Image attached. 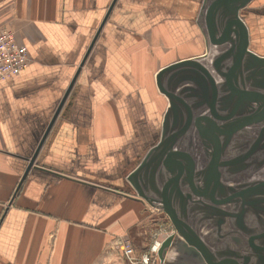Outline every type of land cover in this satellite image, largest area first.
<instances>
[{"label":"crops","instance_id":"obj_1","mask_svg":"<svg viewBox=\"0 0 264 264\" xmlns=\"http://www.w3.org/2000/svg\"><path fill=\"white\" fill-rule=\"evenodd\" d=\"M203 1L0 0L30 57L0 86V264H127L124 238L148 251L165 213L127 175L161 136L157 73L206 56ZM260 3L245 15L257 54Z\"/></svg>","mask_w":264,"mask_h":264},{"label":"water","instance_id":"obj_2","mask_svg":"<svg viewBox=\"0 0 264 264\" xmlns=\"http://www.w3.org/2000/svg\"><path fill=\"white\" fill-rule=\"evenodd\" d=\"M253 2L262 4L260 0H204L197 23L206 40V55L211 46L225 50L213 57L210 66L202 61V57H196L167 65L157 73V87L169 102L161 136L127 175V180L138 195L167 215L175 229V234L167 235L157 250L162 263L171 264L173 258L180 259L185 253L193 261L181 260V264H239L234 259H216L188 224L184 211L179 213L174 209L173 199L188 200L195 196L208 198L214 204H224L241 196L244 204L246 194L253 196L255 203L256 195L259 206L264 204V178H259L262 174L230 197L220 201L215 199L217 189L226 194L219 179L220 160L235 135L244 138L254 134L255 145L250 154L258 156L256 169L264 166V157L261 158L264 154V55L255 52L245 21ZM213 71L219 74L221 82L215 83ZM217 101L219 109L216 108ZM193 132L205 148H212L208 166L198 171L190 152L180 148L187 140L192 144ZM245 158L241 154L240 167L236 171H244ZM32 163L33 157L28 167ZM221 222L219 219L218 224ZM250 241L254 250L253 264H264V227H259ZM168 251L173 254L169 259ZM232 255L242 256L234 251Z\"/></svg>","mask_w":264,"mask_h":264},{"label":"flooded vegetation","instance_id":"obj_3","mask_svg":"<svg viewBox=\"0 0 264 264\" xmlns=\"http://www.w3.org/2000/svg\"><path fill=\"white\" fill-rule=\"evenodd\" d=\"M213 77L215 78V83H219L222 81L219 74L213 71ZM220 96V94H219ZM220 104L216 103V108H218ZM219 109V108H218ZM207 113V112H205ZM204 113V114H205ZM162 130V127H161ZM160 139V137H159ZM192 144L185 142L180 146L181 149L187 150L190 152L191 157L195 162V170L198 171L200 169H205L209 161L211 159L212 148H205L202 143H200L199 137L196 133H192ZM255 136L254 134L247 137H240L235 135L231 140V145L224 151L221 156V167H220V182L221 187L224 186L226 189V194H221L220 190L217 189L215 192V199L220 201L227 197H230L235 192L241 191L244 187H248L251 181L256 179L258 174H262L264 178V166L256 169V166L259 163L257 154H250L251 148L255 145ZM158 142V141H157ZM190 147V148H189ZM199 148V149H198ZM190 149V150H189ZM202 152V156L205 160V163L200 162L198 158L197 152ZM243 154L246 158L244 159V163L246 164V168L244 171H236L237 168L240 167L239 157ZM257 156V157H256ZM261 157V156H259ZM264 157V154L261 158ZM260 158V159H261ZM262 160V159H261ZM140 159L138 160V163ZM137 163V164H138ZM259 177V176H258ZM249 178V180H248ZM252 179V180H251ZM246 183V185H244ZM230 188V189H229ZM186 189L185 194L186 195ZM243 199L240 197H233L229 202L224 204H214L210 202L208 198L195 197L192 196L188 200H180L179 198L173 199V207L174 209L181 213L184 211V214L187 216L188 224L197 232L196 223L197 221H211L213 224V228L215 229V241L219 244L218 248L211 247V245L204 240V238L198 233V235L203 239L207 247L213 252L216 259H234L239 264H253L254 259L252 258V254H254V250L251 244V237L256 235L259 227H264V204L259 206V202L257 196L255 195V201H253V196H247L246 194ZM251 201V202H249ZM182 202H184L182 204ZM184 205V208L182 207ZM227 208H230L227 209ZM167 217V215L165 214ZM195 217H202V219H195ZM168 219V217H167ZM221 219L222 222L218 224V220ZM229 220V221H228ZM166 223V222H163ZM163 223L160 222L158 231L164 232ZM168 224L171 227V231L169 234H175V229L168 219ZM223 227H232L231 229L233 233L230 234V243L225 241L224 235H222ZM168 234V235H169ZM254 242V241H252ZM245 248H244V247ZM149 250V249H148ZM232 251L235 253L241 254L242 256L235 257L232 255ZM148 253V251L146 252ZM218 254V255H217ZM184 257L173 258L171 264H179L180 261H187V263H191L193 258L190 255L183 253ZM220 258H219V257ZM245 257H248V260H245ZM155 264H165L162 263L156 255ZM181 264V263H180ZM231 264V263H228Z\"/></svg>","mask_w":264,"mask_h":264},{"label":"built area","instance_id":"obj_4","mask_svg":"<svg viewBox=\"0 0 264 264\" xmlns=\"http://www.w3.org/2000/svg\"><path fill=\"white\" fill-rule=\"evenodd\" d=\"M29 61L27 47L18 43L14 32L9 28H0V86L5 79L19 74ZM161 235L162 233L157 230L152 234L153 241L148 253L140 257L136 256L135 248L129 238L122 239L116 249L120 250L127 264H155L157 250L163 240L160 239Z\"/></svg>","mask_w":264,"mask_h":264},{"label":"rangeland","instance_id":"obj_5","mask_svg":"<svg viewBox=\"0 0 264 264\" xmlns=\"http://www.w3.org/2000/svg\"><path fill=\"white\" fill-rule=\"evenodd\" d=\"M254 49H256V48H254ZM224 50H225L224 47L218 48V47L211 46L210 50L208 51V55L204 56V54H203L202 61L205 64H208L210 66L213 57H215V55L223 52ZM257 51L259 52L258 54H264V48L257 49ZM167 108H168V106H166L165 112L167 111ZM197 154H198V158L200 159L201 164L205 163V160H204V158L202 156V152L198 151ZM259 178H263V177H259ZM248 180H249V178H248ZM227 209L230 210V208H227ZM157 214L159 215L157 218L160 219L159 217H161V219H162V221H160L161 223L166 222V223H163L165 225V226H163L165 231L162 232V235L169 234L170 231H171V227L169 226L170 224H168L167 217L165 215H163V214L161 216H160L159 213H157ZM195 219H199L200 220V219H202V217H195ZM158 221L159 220L156 219V221L152 223V226L154 228L159 226L160 222H158ZM196 227H197V232L200 233V235L204 238V240H206L211 245V247H214L216 249V246H217V248H218L219 244L215 241V239H216L215 235L216 234H215V229L213 228V224H212L211 221H197ZM157 228H159V227H157ZM231 228L230 227H223V230H222V235H224L225 241L227 243H230V244H231L230 234H232L233 233L232 230H234V229H231Z\"/></svg>","mask_w":264,"mask_h":264}]
</instances>
